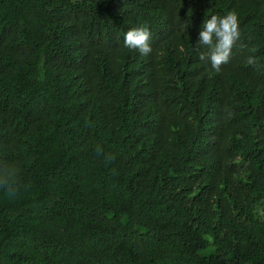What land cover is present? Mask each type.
Listing matches in <instances>:
<instances>
[{"label": "trees", "instance_id": "trees-1", "mask_svg": "<svg viewBox=\"0 0 264 264\" xmlns=\"http://www.w3.org/2000/svg\"><path fill=\"white\" fill-rule=\"evenodd\" d=\"M0 162V264H264V0H0Z\"/></svg>", "mask_w": 264, "mask_h": 264}, {"label": "clouds", "instance_id": "clouds-1", "mask_svg": "<svg viewBox=\"0 0 264 264\" xmlns=\"http://www.w3.org/2000/svg\"><path fill=\"white\" fill-rule=\"evenodd\" d=\"M240 37L238 16L229 11L224 16L212 15L205 19L199 32L195 47L199 50V60L209 64L211 69L219 73L222 65L228 63L233 46ZM151 33L147 26H140L128 30L123 37L126 48L138 51L147 56L153 49L149 43ZM254 51V50H253ZM253 56L247 57V64L254 65ZM231 113H229V117ZM97 154L103 153V148L96 147ZM114 157L105 155V162H111ZM20 170L6 162H0V191L9 198H15L21 191Z\"/></svg>", "mask_w": 264, "mask_h": 264}]
</instances>
